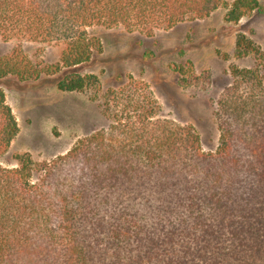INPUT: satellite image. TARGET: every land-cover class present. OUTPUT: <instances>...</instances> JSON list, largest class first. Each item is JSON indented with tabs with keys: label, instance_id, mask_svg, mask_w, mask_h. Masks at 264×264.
I'll list each match as a JSON object with an SVG mask.
<instances>
[{
	"label": "trees",
	"instance_id": "obj_1",
	"mask_svg": "<svg viewBox=\"0 0 264 264\" xmlns=\"http://www.w3.org/2000/svg\"><path fill=\"white\" fill-rule=\"evenodd\" d=\"M259 0H234L225 16L238 23ZM224 0H0V38L62 44L60 62L40 67L19 43L0 57V81H38L90 62L102 52L87 28L123 27L152 36L208 18ZM217 102L222 143L202 149L198 130L160 119L150 84L128 77L104 94L109 120L51 162L0 164V264H264V55L241 36ZM182 88L210 73L174 64ZM60 77V76H59ZM63 92L101 89L97 75L64 74ZM19 125L0 88V156ZM34 172L43 175L32 180Z\"/></svg>",
	"mask_w": 264,
	"mask_h": 264
},
{
	"label": "rangeland",
	"instance_id": "obj_2",
	"mask_svg": "<svg viewBox=\"0 0 264 264\" xmlns=\"http://www.w3.org/2000/svg\"><path fill=\"white\" fill-rule=\"evenodd\" d=\"M224 1L228 7H220L208 18L158 30L152 36L129 33L123 27H89V36L98 38L102 44V52L95 53L90 62L64 68L59 74H44L38 81L22 82L14 76L1 80L0 88L20 130L8 153L0 156V164L18 167L20 158L25 156L38 162H51L83 138L108 127L104 94L109 88L126 84L130 75L150 84L160 105V119L193 125L200 134L203 151H217L222 143L216 119L217 102L232 83V68L260 66L254 55L235 56L239 38L252 40L264 55V0H259V8L251 16L238 23L225 20L234 0ZM19 43L33 62L45 68L60 62L64 48L57 43L17 39L5 42L0 38V57L9 54ZM187 62H191L192 70L186 76L208 71L210 81L188 88L179 86L172 66ZM260 68L264 73V65ZM69 72L97 75L101 89L60 91L56 83ZM42 175L34 172L32 180Z\"/></svg>",
	"mask_w": 264,
	"mask_h": 264
}]
</instances>
